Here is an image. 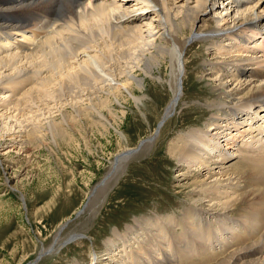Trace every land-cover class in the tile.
Wrapping results in <instances>:
<instances>
[{
	"label": "bare ground",
	"instance_id": "1",
	"mask_svg": "<svg viewBox=\"0 0 264 264\" xmlns=\"http://www.w3.org/2000/svg\"><path fill=\"white\" fill-rule=\"evenodd\" d=\"M214 2L0 0V138L10 137L18 155L44 142L43 133L56 141L80 116L95 127H113L104 115H113L109 97L118 102L127 95L140 104L134 90L144 79L137 71L152 77L162 65L170 70L171 97L156 133L116 155L75 218L106 201L126 164L152 145L176 111L189 49L200 45L220 57L197 76L209 93L219 91L204 106V129L189 132L183 147L172 150L185 169L202 168L206 178L187 185L191 202L178 217L135 219L125 232L113 230L105 241L112 263L264 264V0H223L216 18L208 16ZM40 116L49 120L45 127ZM177 177L186 181L185 171ZM67 223L30 264L84 236L62 241ZM117 255L120 260L112 259Z\"/></svg>",
	"mask_w": 264,
	"mask_h": 264
},
{
	"label": "rangeland",
	"instance_id": "2",
	"mask_svg": "<svg viewBox=\"0 0 264 264\" xmlns=\"http://www.w3.org/2000/svg\"><path fill=\"white\" fill-rule=\"evenodd\" d=\"M222 1L215 0L209 17H217ZM208 25L209 29L216 27L213 19H209ZM211 53L200 45L189 49L183 95L176 111L152 145L126 164L119 181L107 193L106 201L79 217L75 218L85 208L90 192L112 168L116 155L136 148L156 133L171 97L166 80L169 79L168 66L154 70L152 77L137 71L136 75L144 79L143 88L134 90L140 104L127 95L118 102L109 97L113 115H104L113 127L96 128L92 118L80 116L64 135L55 137L56 141L43 133L45 143L42 140L41 144L31 143L29 149L19 155V151L12 148L10 137L0 138V264L34 263L41 248L52 243L58 228L65 222L68 226L61 234L62 241L75 234L84 236L56 254L45 256L38 264H118L108 259L111 255L105 248V241L113 230L125 232L127 224L135 219L179 216L191 202L192 188L187 185L205 179L207 171L185 169L172 150L181 149L185 136L204 129L208 121L204 106L219 91L209 93L204 79L199 81L197 76L206 75L209 63L219 60L218 55L211 56ZM0 92L3 94L5 90ZM19 93L18 90L13 92ZM53 104L50 103L55 107ZM84 104L90 106L87 101ZM72 107V103L68 107L66 103L64 108L71 117L75 116ZM55 111L51 112L59 122L61 116ZM40 117L37 120L45 127L49 120ZM181 171H185L186 181L177 177ZM112 259L120 260L118 255ZM190 264L203 263L194 260Z\"/></svg>",
	"mask_w": 264,
	"mask_h": 264
}]
</instances>
